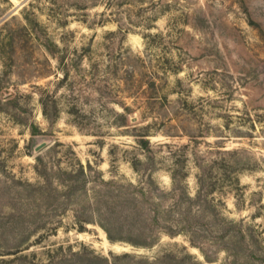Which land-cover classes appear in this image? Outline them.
I'll return each mask as SVG.
<instances>
[{"label":"rangeland","instance_id":"374dc122","mask_svg":"<svg viewBox=\"0 0 264 264\" xmlns=\"http://www.w3.org/2000/svg\"><path fill=\"white\" fill-rule=\"evenodd\" d=\"M0 264H264V0H0Z\"/></svg>","mask_w":264,"mask_h":264},{"label":"water","instance_id":"95a60500","mask_svg":"<svg viewBox=\"0 0 264 264\" xmlns=\"http://www.w3.org/2000/svg\"><path fill=\"white\" fill-rule=\"evenodd\" d=\"M41 146L38 147V149L40 148Z\"/></svg>","mask_w":264,"mask_h":264}]
</instances>
